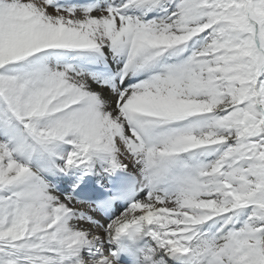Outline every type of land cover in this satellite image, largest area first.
I'll use <instances>...</instances> for the list:
<instances>
[{
	"label": "snow or ice",
	"instance_id": "snow-or-ice-1",
	"mask_svg": "<svg viewBox=\"0 0 264 264\" xmlns=\"http://www.w3.org/2000/svg\"><path fill=\"white\" fill-rule=\"evenodd\" d=\"M0 264H264V0H0Z\"/></svg>",
	"mask_w": 264,
	"mask_h": 264
}]
</instances>
